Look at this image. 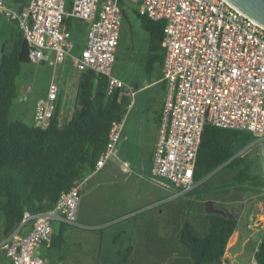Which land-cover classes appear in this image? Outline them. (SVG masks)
I'll return each instance as SVG.
<instances>
[{"label": "built area", "instance_id": "2783aa9c", "mask_svg": "<svg viewBox=\"0 0 264 264\" xmlns=\"http://www.w3.org/2000/svg\"><path fill=\"white\" fill-rule=\"evenodd\" d=\"M122 2L133 4L147 19L164 23L161 74L166 94L157 119L152 176L168 181L177 197L191 192L197 184L194 166L206 123L250 134L261 145L264 163V28L225 0H72L68 10L66 0H29L21 11L0 0V21L13 23L21 32L31 63L55 69L69 61L77 73L104 76L110 94L124 86L112 72ZM68 20L88 25L78 55L72 54L76 44ZM59 94L52 80L46 97L36 102L35 127L48 126ZM58 122L60 126L59 117ZM122 124L123 119L111 123L91 175L116 158ZM87 179L74 180L52 209L23 213L19 226L0 240V251L10 264H51L36 249L51 244L52 222L79 227L76 210ZM254 222L250 217L247 229L253 230ZM23 227L27 230L20 234Z\"/></svg>", "mask_w": 264, "mask_h": 264}, {"label": "rangeland", "instance_id": "374dc122", "mask_svg": "<svg viewBox=\"0 0 264 264\" xmlns=\"http://www.w3.org/2000/svg\"><path fill=\"white\" fill-rule=\"evenodd\" d=\"M71 1L66 0V10ZM126 16L127 19L121 21L112 72H119L118 75L129 83L131 79H140L144 75L148 35L131 12H127ZM15 31L10 22L0 21V48L4 39ZM71 34L76 44L72 54L78 55L87 39L88 27L84 23H76ZM66 68L68 70H60V66L54 69L47 63L23 64L16 79V99L10 106L8 120L31 125L36 102L46 97L54 75L57 79L53 80L60 83L63 75L72 69L69 63ZM26 90L30 91L27 95ZM135 99L136 107L141 101L147 102V105L136 111L128 107L125 109L121 138L116 146V158L130 165L131 174L127 176V182H119L124 175L119 177L121 172L113 163L93 175L88 169L81 172V176L88 179L77 204L79 227L64 224L60 246H40L37 249L39 256L51 264H192L187 251L179 242L180 230L187 221L199 237H204L208 231L205 216L209 210L213 214H235L236 228L244 233H248L245 228L247 219L254 215L257 237L240 248L241 255L238 258L240 264H251L258 244L256 239L264 231V219L258 218L259 214L264 216V208L261 212L256 207L257 202L264 201L261 145L251 142L246 150L241 149L237 153L243 154V165L248 167L250 179L243 182L234 180L243 165L235 168L222 166L200 179L191 192L179 197L175 196L178 191L164 179L161 182L168 188L161 190L163 204L147 208L144 204L150 201L153 189L157 191L158 188H154L136 166L141 159L145 161L144 164H148L149 152L157 136L155 108L160 95L151 89L137 94ZM65 120L63 117L61 125ZM124 208L141 214L123 222L115 221L116 214ZM3 222L0 212V228ZM58 225V222H52L56 235ZM128 246L137 248L138 254L128 257ZM3 258L4 253L0 251V264H3Z\"/></svg>", "mask_w": 264, "mask_h": 264}, {"label": "trees", "instance_id": "16d2710c", "mask_svg": "<svg viewBox=\"0 0 264 264\" xmlns=\"http://www.w3.org/2000/svg\"><path fill=\"white\" fill-rule=\"evenodd\" d=\"M29 0H5L10 8L21 11ZM148 35L145 67L162 68L164 51L161 46L163 22H154L133 11ZM79 21L68 20V28ZM0 49V212L3 216V236L20 224L24 212L38 213L52 209L60 194L71 187L81 172L92 170L104 151L110 125L120 121L130 101L120 90L107 93V79L92 71L80 74L69 118L59 126L58 98L54 116L45 129L21 121L10 122L8 113L16 99V79L21 66L30 63L28 47L17 27ZM254 138L248 133L220 129L204 124L196 154L193 178L196 182L219 168L240 167L243 159L235 156ZM250 179L243 165L235 181ZM208 231L199 237L185 221L179 242L187 251L192 264H223L226 245L236 230L235 214L207 213ZM65 225L61 224L50 247L63 241ZM131 248L128 249V252ZM254 264H264V233L253 255Z\"/></svg>", "mask_w": 264, "mask_h": 264}, {"label": "crops", "instance_id": "0c3cea01", "mask_svg": "<svg viewBox=\"0 0 264 264\" xmlns=\"http://www.w3.org/2000/svg\"><path fill=\"white\" fill-rule=\"evenodd\" d=\"M122 8H123L122 19L123 18L127 19V16H126L127 12H131L133 14V11H137L136 7L133 4L127 3V2H122ZM87 27H88V25H87ZM120 27H121V24H120ZM119 32H120V29H119ZM85 42H86V40H84L82 47L85 45ZM146 57H147V49H146V54L144 56L145 60H146ZM67 62L69 63V66L72 69L70 71H68L65 75H63L60 83L59 82L57 83L58 87L60 89L59 98L61 100V108H60L59 114H58V117H59V120H60V124L62 123L63 117H65L66 120H67L69 118V116L71 115V113H72V109H73V106H74V96H75V93H76L77 84H78V81H79V78H80V74H81V73H77L76 71H74V69L71 66L70 62L69 61H67ZM67 62H65L64 64L60 65V70H63V69L64 70H68L66 68L68 66ZM144 68H145L144 69V75L140 79L139 78L131 79L129 83L125 82L122 79V76L118 75L119 72L116 73V72L113 71V74L118 80H120L123 83L124 86H123L122 89H120V92H121V94L123 96H125V97H127L129 99L130 104H129L128 108H131V110L136 111L139 108H145L146 105H147V102L142 103L143 101H141L139 103L138 107H136L137 99H135V97H136L137 94L143 93V92H147V91H149L151 89H155L159 93V95H160L159 103H157V105H156L157 107L155 108V110H156L155 111V119H156V122H157L158 116H159V114L161 112V109H162V106H163V102H164V99H165V94H166L165 83L162 81V74H161V70H160L159 67L154 66L149 71L146 69L145 66H144ZM53 79H57L55 75L53 76L52 80ZM131 92H133V94H131ZM156 137H155V142H156ZM120 138H121V133H120ZM119 141H120V139H119ZM154 148H155V143H154L152 149L149 152L148 164L147 165L144 164L145 161H143V159H141V160H139V163L136 166L140 170V172L142 174L144 173V175H143L144 178L147 179V181L149 183H151L153 186H155L154 188H158V189H156L157 191H155L153 189L154 192L151 193L150 201L148 202V204H146V203L144 204L145 207H147V208H149V207L155 208V207L161 206L163 204L162 202L164 200V198H161L162 197V191L161 190H164V188H166V189L168 188L167 186H165L166 184H163L161 182L164 179H157L156 180L155 177H153L152 174H151L152 157H153V153H154ZM111 163L115 164L117 166L118 171L121 172V173H119V177L121 176V174L124 175L123 179L119 180V182L120 181L121 182H127V176H129L131 174V169H130V165L128 164V162L127 161H120L117 158H113V159H111L110 161L107 162L105 167L108 164H111ZM123 163H126L127 166H124ZM136 167L134 166V168H136ZM104 168H102V169H104ZM101 170H99V171H101ZM99 171H97L96 173H98ZM87 177H90V175L87 176ZM114 178H116V176H114ZM256 207L258 208V210L263 212L264 201L257 202L256 203ZM139 213L140 212H136L135 210H132L130 208H124L123 210L119 211L116 214L117 218H115L116 219L115 221L123 222V221L129 220V219L137 216ZM263 214H264V212H263ZM81 217H82V215H80V218ZM249 218L247 219V222L245 224V228L246 229H247L246 226L248 224ZM253 218H254V215H253ZM258 218H263L264 219V216L262 214H259ZM60 225H61V223H59L58 228H59ZM3 227H4V223L2 224V227L0 228V237H2V238L4 237L3 236ZM58 228H57V232H58ZM263 228H264V226H263ZM26 230H27V228L23 227V228L20 229L19 233L20 234H24L26 232ZM256 230H258V229H257V225L255 223H254V229L253 230L247 229L248 233H244L242 230H239L238 228H236L235 232L229 238L228 243L226 245L225 254H224V257H223V264H240V261L238 260V258L241 255L240 248L245 246L247 243L251 242L252 239L254 240L255 237H257V232H255ZM263 233H264V231H262L260 233V235L258 236V239H256L257 243H259L261 235ZM54 235L56 236V234H55V232L53 230V236ZM45 247L46 248L50 247V245L49 246H45ZM129 248H131V250L128 252ZM37 249H39V248H37ZM37 249H36V254L39 255L38 252H37ZM120 251L121 250H119L118 253H120ZM126 252H127L128 257L129 256L133 257V256L138 254V249L133 247V246H128L126 248ZM1 263L10 264L8 258H6L5 255H4V258L1 259ZM251 264H254V259L251 262Z\"/></svg>", "mask_w": 264, "mask_h": 264}, {"label": "water", "instance_id": "95a60500", "mask_svg": "<svg viewBox=\"0 0 264 264\" xmlns=\"http://www.w3.org/2000/svg\"><path fill=\"white\" fill-rule=\"evenodd\" d=\"M225 1L264 28V0ZM207 213H210V211L208 210Z\"/></svg>", "mask_w": 264, "mask_h": 264}]
</instances>
